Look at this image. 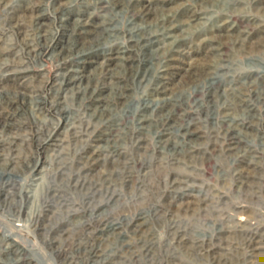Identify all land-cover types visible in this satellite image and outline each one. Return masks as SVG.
Wrapping results in <instances>:
<instances>
[{
    "label": "rangeland",
    "instance_id": "rangeland-1",
    "mask_svg": "<svg viewBox=\"0 0 264 264\" xmlns=\"http://www.w3.org/2000/svg\"><path fill=\"white\" fill-rule=\"evenodd\" d=\"M0 264H264V0H0Z\"/></svg>",
    "mask_w": 264,
    "mask_h": 264
},
{
    "label": "bare ground",
    "instance_id": "bare-ground-1",
    "mask_svg": "<svg viewBox=\"0 0 264 264\" xmlns=\"http://www.w3.org/2000/svg\"><path fill=\"white\" fill-rule=\"evenodd\" d=\"M14 227L16 228V230L20 233L21 231H25L21 226H16L14 225ZM27 232V231H25ZM29 236V235H28ZM31 236V235H30ZM31 241L34 242L35 238L33 236H31ZM33 247H35L36 250H38L39 253H41L42 251L40 249H38V245L36 243V241L33 243L32 245Z\"/></svg>",
    "mask_w": 264,
    "mask_h": 264
}]
</instances>
